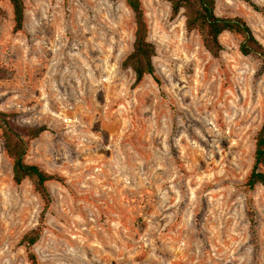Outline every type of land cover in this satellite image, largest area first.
Masks as SVG:
<instances>
[{
	"label": "rangeland",
	"instance_id": "1",
	"mask_svg": "<svg viewBox=\"0 0 264 264\" xmlns=\"http://www.w3.org/2000/svg\"><path fill=\"white\" fill-rule=\"evenodd\" d=\"M15 33L0 0V111L46 125L26 161L62 178L34 250L40 264H264V186L245 185L264 114V59L224 33L219 59L142 0L158 85L122 62L136 24L124 0H24ZM216 0L264 45V0ZM44 202L13 180L0 130V264H32L22 237Z\"/></svg>",
	"mask_w": 264,
	"mask_h": 264
},
{
	"label": "trees",
	"instance_id": "2",
	"mask_svg": "<svg viewBox=\"0 0 264 264\" xmlns=\"http://www.w3.org/2000/svg\"><path fill=\"white\" fill-rule=\"evenodd\" d=\"M134 15L136 29L132 50L122 62L123 68L131 69L134 73L133 87L141 84L146 76H151L161 85L157 75L154 58L157 56L156 45L149 40V24L142 0H124ZM170 4L171 18L182 14L185 18V28L188 32H196L207 52L219 59L224 49L220 37L228 32L240 39L239 50L244 56H258L264 59V45L258 40L251 26L240 16H219L216 13V0H165ZM254 10L260 7L251 0H244ZM13 9L15 33L24 30L26 5L24 0H9ZM264 72V65L260 73ZM0 130L4 140V149L12 160L13 180L21 184L29 180L34 190L40 195L44 207L38 225L27 232L21 239L28 259L32 264H40L34 250L35 244L42 236L47 212L52 205L53 197L48 188V182H63L62 178L49 174L37 164L26 161L31 142L48 130L46 125L23 126L14 121V114L0 111ZM248 190L253 191L258 185L264 186V114L260 130L256 136L254 163L247 176Z\"/></svg>",
	"mask_w": 264,
	"mask_h": 264
}]
</instances>
